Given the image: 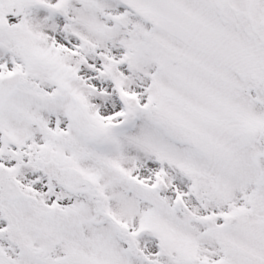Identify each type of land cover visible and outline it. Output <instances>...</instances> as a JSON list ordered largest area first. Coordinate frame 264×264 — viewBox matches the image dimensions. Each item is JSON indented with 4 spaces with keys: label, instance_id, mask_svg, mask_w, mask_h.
<instances>
[{
    "label": "snow or ice",
    "instance_id": "obj_1",
    "mask_svg": "<svg viewBox=\"0 0 264 264\" xmlns=\"http://www.w3.org/2000/svg\"><path fill=\"white\" fill-rule=\"evenodd\" d=\"M0 264H264V0H0Z\"/></svg>",
    "mask_w": 264,
    "mask_h": 264
}]
</instances>
